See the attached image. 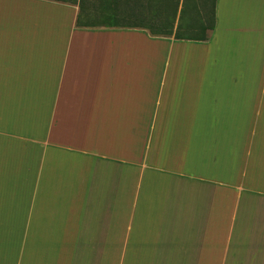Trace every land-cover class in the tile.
Returning a JSON list of instances; mask_svg holds the SVG:
<instances>
[{
  "label": "crops",
  "instance_id": "1",
  "mask_svg": "<svg viewBox=\"0 0 264 264\" xmlns=\"http://www.w3.org/2000/svg\"><path fill=\"white\" fill-rule=\"evenodd\" d=\"M80 2L0 0V264H264V0Z\"/></svg>",
  "mask_w": 264,
  "mask_h": 264
},
{
  "label": "trees",
  "instance_id": "2",
  "mask_svg": "<svg viewBox=\"0 0 264 264\" xmlns=\"http://www.w3.org/2000/svg\"><path fill=\"white\" fill-rule=\"evenodd\" d=\"M55 1L72 4L78 2V0ZM86 1L80 2L81 13L76 22L78 28L119 27L118 18L83 15L88 11ZM215 3L216 0H183L178 19L181 0H148L149 15L143 19V28L148 29L152 37L206 42L210 39L208 31L215 29Z\"/></svg>",
  "mask_w": 264,
  "mask_h": 264
}]
</instances>
